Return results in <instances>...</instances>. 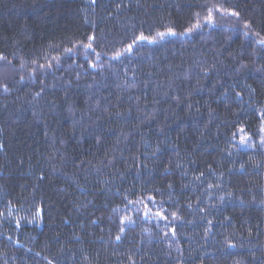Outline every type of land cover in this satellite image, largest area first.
Segmentation results:
<instances>
[{
	"label": "trees",
	"instance_id": "obj_1",
	"mask_svg": "<svg viewBox=\"0 0 264 264\" xmlns=\"http://www.w3.org/2000/svg\"><path fill=\"white\" fill-rule=\"evenodd\" d=\"M262 39L264 0H0V264H264Z\"/></svg>",
	"mask_w": 264,
	"mask_h": 264
},
{
	"label": "rangeland",
	"instance_id": "obj_2",
	"mask_svg": "<svg viewBox=\"0 0 264 264\" xmlns=\"http://www.w3.org/2000/svg\"><path fill=\"white\" fill-rule=\"evenodd\" d=\"M210 9H211V14H212V20H211V22L213 23V25L215 23L217 25L218 24L222 25L223 22L224 23L226 22L227 27L226 26L225 27L228 30L230 29L229 28L230 26H234V27L235 26L239 27L240 25L243 26V23H242V21H240L238 15H233L232 14L233 12H229V10H226V8H224L223 6H220L219 4H212V5H210L208 7V10L206 11L208 14H209V10ZM203 15H201L199 17L200 21L201 20L202 21L204 20V22L208 24V27L209 28H212L213 27L212 23L208 21L207 17L204 18ZM201 18H204V19H201ZM194 26L196 27V29H193V30H195V31H197V30L199 31L200 30V25L198 27H197V25H194ZM221 27L224 28L223 25ZM232 29H235V28L232 27ZM237 29H239V28H237ZM88 49L89 48H87L86 50H88ZM127 51H129L128 48H127ZM89 52L91 53V51H89ZM98 56H99L98 54H96V55L94 54V56H93L94 59L92 61H90V65L91 66L93 64L98 63V61H97L98 60ZM3 63L8 64L11 67H13V65H11V63L8 62V61H5L4 60ZM5 64H3V65L0 66V74L3 73L2 71L4 70ZM98 65H100V64H98ZM239 134H240V137H239V140H237V141H240L239 144L242 146V148L243 147H253L254 145L258 144V146H260L264 150V143H262V139H264V116H263V123H262V127H261V138L259 139V141L258 140H255L256 141L255 142L253 139H251L249 137L248 134L244 133L241 130H240V133ZM241 137H244L245 138L243 142L241 140ZM157 215H160V214H157Z\"/></svg>",
	"mask_w": 264,
	"mask_h": 264
},
{
	"label": "snow or ice",
	"instance_id": "obj_3",
	"mask_svg": "<svg viewBox=\"0 0 264 264\" xmlns=\"http://www.w3.org/2000/svg\"><path fill=\"white\" fill-rule=\"evenodd\" d=\"M232 14L233 15H238V13H232ZM207 19H208L209 22H211V20H212L211 9L209 10V15H208ZM198 26L199 25H197V27ZM170 34H174V33H171V31H170ZM157 35L160 36V37H163L165 35V33H158ZM147 39H148L147 37L141 35L136 40H133V44H135L137 42V40H147ZM259 43L264 44V40H260ZM87 47L91 48V44L87 45ZM131 49H132V45L130 44V45H128V50L131 51ZM66 51H71V49H67ZM119 55L120 54L117 53V56H119ZM41 67H43V65H41ZM241 131H243V129H241ZM244 139H245L244 137H241L242 142L244 141ZM262 143H264V139H262ZM117 239H119V237H117Z\"/></svg>",
	"mask_w": 264,
	"mask_h": 264
},
{
	"label": "bare ground",
	"instance_id": "obj_4",
	"mask_svg": "<svg viewBox=\"0 0 264 264\" xmlns=\"http://www.w3.org/2000/svg\"><path fill=\"white\" fill-rule=\"evenodd\" d=\"M239 137H240V134L238 135V140H239ZM250 137V136H249ZM251 138V137H250ZM252 139V138H251ZM238 143L240 142V141H237Z\"/></svg>",
	"mask_w": 264,
	"mask_h": 264
}]
</instances>
